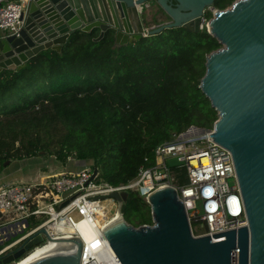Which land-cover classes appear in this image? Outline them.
I'll return each instance as SVG.
<instances>
[{
    "label": "water",
    "instance_id": "95a60500",
    "mask_svg": "<svg viewBox=\"0 0 264 264\" xmlns=\"http://www.w3.org/2000/svg\"><path fill=\"white\" fill-rule=\"evenodd\" d=\"M213 1L30 0L17 34H0V70L18 71L40 51H60L75 32L96 34L94 42L108 36L113 47L170 28L197 33ZM149 2L170 22L144 28L138 9ZM205 28L220 48L205 57L198 88L216 112L209 138L231 156L247 225L195 237L174 189H159L146 200L151 225L121 220L105 230L101 243L115 264H264V0H235L216 9ZM96 174L93 169L92 178ZM127 196V191L110 195L121 203V214ZM39 234L45 236L40 230L0 263L19 259L41 242ZM73 242L29 264H79L80 242Z\"/></svg>",
    "mask_w": 264,
    "mask_h": 264
},
{
    "label": "trees",
    "instance_id": "16d2710c",
    "mask_svg": "<svg viewBox=\"0 0 264 264\" xmlns=\"http://www.w3.org/2000/svg\"><path fill=\"white\" fill-rule=\"evenodd\" d=\"M233 1L212 6L224 10ZM211 17L205 10L204 20ZM95 36L75 32L60 51L0 70V174L8 161L43 155L85 161L98 181L119 186L155 163L157 145L190 126L212 128L216 112L198 85L205 57L220 45L205 27L165 29L120 47ZM179 179L185 182L182 170ZM122 218L151 225L149 206L133 191Z\"/></svg>",
    "mask_w": 264,
    "mask_h": 264
},
{
    "label": "built area",
    "instance_id": "2783aa9c",
    "mask_svg": "<svg viewBox=\"0 0 264 264\" xmlns=\"http://www.w3.org/2000/svg\"><path fill=\"white\" fill-rule=\"evenodd\" d=\"M0 32L17 34L21 12L30 0H2ZM206 10L211 14L216 9ZM203 18V25L204 22ZM210 130L188 127L171 141L157 145L155 163L140 167L126 184L110 186L92 178V168L78 171L35 175L28 181H16L0 187V260L30 241L40 230L41 242L33 245L16 264L37 249L56 247L57 243L80 242L79 264H115L101 241L113 219L119 217L121 203L112 193H138L146 202L154 191L172 188L182 203L191 234L210 236L246 227L244 207L239 195L229 152L212 142ZM179 163L167 168L166 158ZM180 170L184 183H179ZM229 180L232 183H229ZM203 231L194 233V224ZM58 245V244H57ZM2 264V263H0Z\"/></svg>",
    "mask_w": 264,
    "mask_h": 264
},
{
    "label": "rangeland",
    "instance_id": "374dc122",
    "mask_svg": "<svg viewBox=\"0 0 264 264\" xmlns=\"http://www.w3.org/2000/svg\"><path fill=\"white\" fill-rule=\"evenodd\" d=\"M4 3V2H3ZM155 9V7H153ZM228 8V7H227ZM165 20L162 15H157V21ZM207 20L204 22L203 27H206ZM9 103V101H8ZM11 103V102H10ZM9 103V104H10ZM7 104V105H9ZM86 164L85 161L67 160V162H57L51 156L39 155L29 159L20 161H12L6 165L7 167L0 174V187L5 183L16 182V181H28L35 175L44 176L52 173H59L65 171H78ZM179 163L175 158H166L165 165L167 168L175 167ZM231 184L232 181L229 180ZM194 233H201L203 231V225L201 223L194 224Z\"/></svg>",
    "mask_w": 264,
    "mask_h": 264
},
{
    "label": "flooded vegetation",
    "instance_id": "af4514ba",
    "mask_svg": "<svg viewBox=\"0 0 264 264\" xmlns=\"http://www.w3.org/2000/svg\"><path fill=\"white\" fill-rule=\"evenodd\" d=\"M171 5L173 6L174 2H171ZM153 7H155V9ZM138 13L144 28H154L160 24L170 22V19L153 2L146 3L144 8L138 9ZM157 15H162L165 20L158 22Z\"/></svg>",
    "mask_w": 264,
    "mask_h": 264
},
{
    "label": "bare ground",
    "instance_id": "6f19581e",
    "mask_svg": "<svg viewBox=\"0 0 264 264\" xmlns=\"http://www.w3.org/2000/svg\"><path fill=\"white\" fill-rule=\"evenodd\" d=\"M119 221H121L120 218L119 217H116V218L113 219V221H112V223L110 225L116 224ZM57 244L60 245L62 243H60V244L57 243ZM57 244H56V246H57ZM53 249H51V248H44V249H37L35 251H32L31 253H29L27 256H25L24 258H22L16 264H29V263H32L35 260H37L40 256H43L44 254L50 252Z\"/></svg>",
    "mask_w": 264,
    "mask_h": 264
},
{
    "label": "crops",
    "instance_id": "0c3cea01",
    "mask_svg": "<svg viewBox=\"0 0 264 264\" xmlns=\"http://www.w3.org/2000/svg\"><path fill=\"white\" fill-rule=\"evenodd\" d=\"M0 34H6V33H4V32H0ZM5 184H7V183H5Z\"/></svg>",
    "mask_w": 264,
    "mask_h": 264
}]
</instances>
